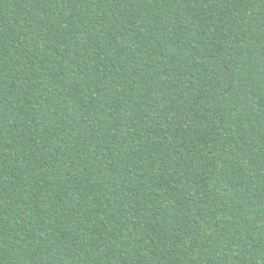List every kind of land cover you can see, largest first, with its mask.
I'll return each mask as SVG.
<instances>
[{
    "label": "trees",
    "instance_id": "trees-1",
    "mask_svg": "<svg viewBox=\"0 0 264 264\" xmlns=\"http://www.w3.org/2000/svg\"><path fill=\"white\" fill-rule=\"evenodd\" d=\"M0 264H264V0H0Z\"/></svg>",
    "mask_w": 264,
    "mask_h": 264
}]
</instances>
